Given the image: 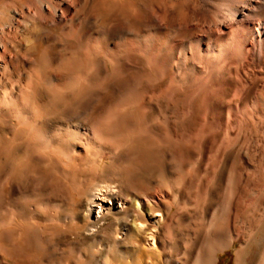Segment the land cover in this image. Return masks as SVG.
Here are the masks:
<instances>
[{"label":"rangeland","instance_id":"1","mask_svg":"<svg viewBox=\"0 0 264 264\" xmlns=\"http://www.w3.org/2000/svg\"><path fill=\"white\" fill-rule=\"evenodd\" d=\"M170 1L79 0L76 4L70 3L72 6L56 25L41 22L14 24L8 36L15 51H11L6 66L0 69V264H148L143 249L149 231L158 234L157 248L161 254L158 256V252H154V262L182 264L180 256L169 258L168 248L178 244L182 251L188 245L189 238L201 227L200 215L205 211L208 215L216 211L218 190L210 208L203 205L201 193L195 195L192 190L193 195L185 198L190 214L176 216L172 221L170 218L176 212L174 206L168 209L160 203L153 214L146 211L148 229L133 237L131 243L124 223L130 221L134 208L132 201H125L128 192L125 194L124 189L134 186L146 194L158 189L168 192V185L175 180L177 184L191 181L192 186L208 185L212 182L213 166L216 165L215 159L212 160L213 155H218L216 149H192L179 153L168 148L160 151L158 147L149 152L140 151L137 146L130 149L105 146L108 150L100 161L78 143L70 160L45 152L39 145L42 133L51 134L57 128L67 129L71 125L90 127L96 121L92 107H103L100 115H105L118 100L128 99L130 90L136 85L133 78L128 83H115L126 73L116 77L114 84L103 91L101 101L95 100L87 86L74 90L76 92L69 90V83L72 84L76 77L93 73L90 65L82 60L86 43L96 38L92 24L103 21L108 28H113L128 23L126 11L133 6L137 12L135 15L141 20L136 27L144 30L149 19L147 9H155L158 5L163 9ZM172 1L180 14L187 12L182 0L181 4ZM19 3L20 0H0V11L11 10ZM113 44L109 42L112 48ZM108 62L98 61V65L105 69L101 77L111 72ZM140 67L142 73L149 75L144 62ZM66 71L69 73L63 74ZM128 71L133 76L137 72L134 68ZM182 97V93L172 101L160 97L145 111L146 121L159 123L168 119L167 126L171 130L180 128L179 121L186 112L180 101L184 100ZM127 118L125 121H129L125 122L124 130L137 124L135 118ZM160 124L158 130L165 135ZM122 150L125 154L120 156ZM187 169L188 176H185ZM138 180L142 181L141 184ZM128 194L132 197L139 195ZM196 196L201 206L192 211ZM263 231L259 232L246 264L257 263L264 246ZM171 239L176 240L171 242ZM241 246L236 241L218 252L214 264H235L236 252ZM189 260L184 264H191Z\"/></svg>","mask_w":264,"mask_h":264},{"label":"bare ground","instance_id":"2","mask_svg":"<svg viewBox=\"0 0 264 264\" xmlns=\"http://www.w3.org/2000/svg\"><path fill=\"white\" fill-rule=\"evenodd\" d=\"M171 1L163 9L159 8L162 5L147 9L149 19L144 30L136 27L141 20L135 15L133 6L126 11L128 23L113 28H108L103 21L92 24L96 38L86 43L82 60L90 65L93 73L84 77L86 84L81 87L87 86L95 100L101 101L103 91L109 89L116 77L126 73L115 83L136 79V85L129 93L131 96L118 100L110 109L116 110L113 115L119 126L118 133L102 131L98 118L104 116L100 115L103 107L94 106L91 109L96 121L90 127L71 125L67 129L57 128L51 134L40 133L39 145L45 152L70 160L78 143L100 161L108 150L105 146L117 149L134 146L149 152L158 147L160 151L168 148L179 153L216 149L217 160L210 153L216 168L210 166L213 177L208 185L192 186L191 181L177 184L176 180H171L169 189L166 187L168 192L158 189L151 194L135 189L133 185L126 187L125 194L139 193L135 197L128 193L125 196V201H132L134 208L129 223H124L128 227L126 236L132 243L133 237L147 230L146 211L153 214L160 203L168 209L176 208L170 218L172 221L176 216L190 214L185 198L193 195L192 190L195 195L201 193L206 208L212 207L213 199L216 200L214 193L218 190L216 211L211 215L203 212L201 227L189 238L188 245L180 251V246L174 242L176 245L167 250L169 258L180 256L182 264L187 263L189 257L191 264H214L218 252L238 241L242 246L236 252L235 264H246L259 232L264 230V0H182L187 12L181 14ZM76 2L79 0H20L17 7L0 11V69L6 66L13 50L8 35L14 24L56 25ZM111 41L113 48L109 46ZM100 59L109 61L111 72L104 77L101 75L105 69L98 65ZM143 62L149 75L142 73ZM130 68L137 71L134 76L128 73ZM180 93L184 95V100L180 101L186 111L179 121L181 126L171 130L168 119H164L159 122L165 130L163 135L158 130V121H146L145 111L160 97L172 101ZM119 109L125 111L121 113ZM127 117L135 118L137 124L124 130L125 122L129 121H125ZM124 151L119 155H124ZM229 160H232L230 167ZM137 182L141 184L142 181ZM190 188L191 192H188ZM195 200L192 211L201 206L198 196ZM139 224L145 227L140 229ZM147 236L143 256L148 258V264H159L154 262V252H158V256L161 254L157 248V231H149ZM255 264H264V246Z\"/></svg>","mask_w":264,"mask_h":264},{"label":"clouds","instance_id":"3","mask_svg":"<svg viewBox=\"0 0 264 264\" xmlns=\"http://www.w3.org/2000/svg\"><path fill=\"white\" fill-rule=\"evenodd\" d=\"M84 84H86L84 77H76L75 81L70 85L69 90L74 91L81 88V86ZM114 111L116 110H110L107 114L98 118V124L100 125L102 131H104L106 134H116L119 131V126L116 122L115 116L113 115ZM118 111L123 113L125 109H119ZM188 172L189 169L186 170L185 176H188L186 175Z\"/></svg>","mask_w":264,"mask_h":264},{"label":"snow or ice","instance_id":"4","mask_svg":"<svg viewBox=\"0 0 264 264\" xmlns=\"http://www.w3.org/2000/svg\"><path fill=\"white\" fill-rule=\"evenodd\" d=\"M138 227H139L140 229H143V228L145 227V225H143V224H139Z\"/></svg>","mask_w":264,"mask_h":264}]
</instances>
